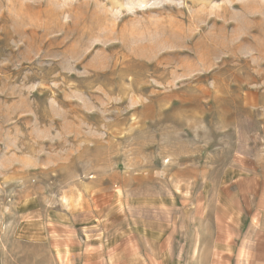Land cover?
<instances>
[{
	"label": "rangeland",
	"instance_id": "1",
	"mask_svg": "<svg viewBox=\"0 0 264 264\" xmlns=\"http://www.w3.org/2000/svg\"><path fill=\"white\" fill-rule=\"evenodd\" d=\"M83 250L264 264V0H0V264Z\"/></svg>",
	"mask_w": 264,
	"mask_h": 264
},
{
	"label": "crops",
	"instance_id": "2",
	"mask_svg": "<svg viewBox=\"0 0 264 264\" xmlns=\"http://www.w3.org/2000/svg\"><path fill=\"white\" fill-rule=\"evenodd\" d=\"M132 253L118 254L108 251H89L83 250L79 253V259L73 262V264H131L128 262L127 257H131ZM117 256H125V260L119 261Z\"/></svg>",
	"mask_w": 264,
	"mask_h": 264
}]
</instances>
